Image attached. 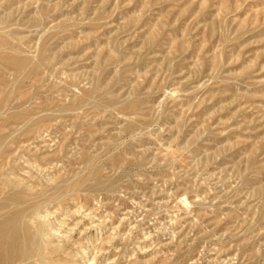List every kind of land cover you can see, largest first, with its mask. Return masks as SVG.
Listing matches in <instances>:
<instances>
[{"label":"rangeland","instance_id":"rangeland-1","mask_svg":"<svg viewBox=\"0 0 264 264\" xmlns=\"http://www.w3.org/2000/svg\"><path fill=\"white\" fill-rule=\"evenodd\" d=\"M7 220L13 264H264V0H0Z\"/></svg>","mask_w":264,"mask_h":264},{"label":"bare ground","instance_id":"bare-ground-1","mask_svg":"<svg viewBox=\"0 0 264 264\" xmlns=\"http://www.w3.org/2000/svg\"><path fill=\"white\" fill-rule=\"evenodd\" d=\"M10 224H12V220H7L4 221L3 223H0V264H13L15 260L24 259L26 257V252H25L26 250L23 247L24 236L23 237H21L20 235L16 236V232H12L11 230H9ZM16 248H19L20 250Z\"/></svg>","mask_w":264,"mask_h":264}]
</instances>
